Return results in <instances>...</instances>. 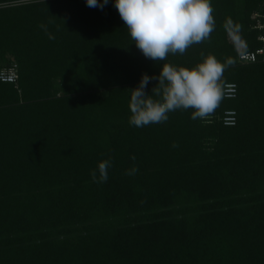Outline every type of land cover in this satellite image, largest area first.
<instances>
[{"label": "trees", "instance_id": "16d2710c", "mask_svg": "<svg viewBox=\"0 0 264 264\" xmlns=\"http://www.w3.org/2000/svg\"><path fill=\"white\" fill-rule=\"evenodd\" d=\"M263 4L212 0L210 36L166 57L232 60L221 84L234 97L203 119L178 109L137 127L130 88L163 62L113 0H0V70L17 72L0 80V264H264V61L237 60L261 45Z\"/></svg>", "mask_w": 264, "mask_h": 264}, {"label": "clouds", "instance_id": "9594fccd", "mask_svg": "<svg viewBox=\"0 0 264 264\" xmlns=\"http://www.w3.org/2000/svg\"><path fill=\"white\" fill-rule=\"evenodd\" d=\"M86 3L103 9L109 0H86ZM113 3L136 47L145 57L163 62L158 74L145 72L139 84L130 88V124L143 127L164 122L170 112L178 109H193L194 120L213 113L224 98L221 80L232 60L221 62L209 54L194 66L166 62L169 53H184L210 36L215 28L212 0H113ZM41 27L49 39H55L47 25ZM152 80L157 83L148 92ZM111 166L110 159L98 161L97 168L91 171L93 180L107 181ZM137 171L134 166L128 174Z\"/></svg>", "mask_w": 264, "mask_h": 264}, {"label": "built area", "instance_id": "2783aa9c", "mask_svg": "<svg viewBox=\"0 0 264 264\" xmlns=\"http://www.w3.org/2000/svg\"><path fill=\"white\" fill-rule=\"evenodd\" d=\"M255 23L254 28L258 30V39L261 45L254 50L240 51L237 57L239 63L247 64L258 61H264V4L254 12ZM17 78V72L14 67L9 69L2 68L0 70L1 81H15ZM224 89V97L231 98L237 93V84L229 81L222 85ZM235 110L227 109L224 111L222 120L224 124H234L236 121Z\"/></svg>", "mask_w": 264, "mask_h": 264}, {"label": "rangeland", "instance_id": "374dc122", "mask_svg": "<svg viewBox=\"0 0 264 264\" xmlns=\"http://www.w3.org/2000/svg\"><path fill=\"white\" fill-rule=\"evenodd\" d=\"M239 48H241V47H239Z\"/></svg>", "mask_w": 264, "mask_h": 264}]
</instances>
